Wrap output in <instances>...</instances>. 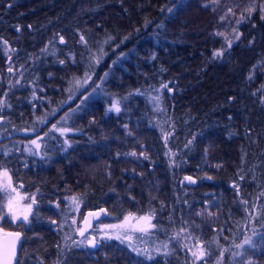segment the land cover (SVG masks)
<instances>
[{
	"label": "trees",
	"instance_id": "16d2710c",
	"mask_svg": "<svg viewBox=\"0 0 264 264\" xmlns=\"http://www.w3.org/2000/svg\"><path fill=\"white\" fill-rule=\"evenodd\" d=\"M7 55L12 110L46 116L45 240L84 237L75 197L152 215L137 252L109 240L91 264H264V0H0ZM71 109L74 132L49 129Z\"/></svg>",
	"mask_w": 264,
	"mask_h": 264
},
{
	"label": "flooded vegetation",
	"instance_id": "af4514ba",
	"mask_svg": "<svg viewBox=\"0 0 264 264\" xmlns=\"http://www.w3.org/2000/svg\"><path fill=\"white\" fill-rule=\"evenodd\" d=\"M58 42L62 43L63 39L60 37ZM2 51L6 52L4 49ZM1 58H3L2 53ZM9 61L10 57L7 55L2 64L5 70L2 71L3 68H0V172L7 170L12 178V188L18 189L20 193L33 194L35 203H33L28 213L27 221L22 219L15 223L6 221V211H0V264H4L6 260L10 264H17V262L19 264H70L74 258L72 252H75V250L81 251L82 249L88 250V253H90L81 254V256L87 258L84 264H91L93 259L91 251L99 243L93 247L87 244V238L92 226L98 221L106 219L107 214L104 218L98 219L83 235L84 237L76 231L82 238L63 237L57 240H45V200L42 181L44 142L42 138L39 147L34 150V148L30 149L28 141V135L43 133L39 130L42 129L43 122L40 121L41 116L36 115V111L21 110L14 112L12 110V103L7 91L11 84L16 81L12 79L9 73L14 71L13 67L7 65ZM29 114L33 117L30 118ZM28 128H31L32 131L29 133L22 131ZM34 175H36V179L33 178ZM10 192L13 191L11 189L5 191L4 188L0 187V206H3V208L7 203ZM34 214L37 221L33 220ZM53 223L51 222L50 225ZM6 233H20L19 240L15 242L14 257L7 251L14 238L7 236ZM45 241L48 244L47 248H45ZM81 241H85V243L82 244Z\"/></svg>",
	"mask_w": 264,
	"mask_h": 264
},
{
	"label": "rangeland",
	"instance_id": "374dc122",
	"mask_svg": "<svg viewBox=\"0 0 264 264\" xmlns=\"http://www.w3.org/2000/svg\"><path fill=\"white\" fill-rule=\"evenodd\" d=\"M59 41V38L57 39ZM5 51V50H4ZM8 66L13 67V64L9 61ZM14 68V67H13ZM12 75L15 74V69L14 71H10L9 72ZM90 76V73L88 72L85 77L82 79V81L79 83V85L71 91V93L69 94V96L74 93L83 82H85V80ZM16 80V79H14ZM97 90H95L96 92ZM91 95H95L94 92H91L88 94V96L90 97ZM113 105L118 106L115 103V100L112 102ZM115 108V107H113ZM76 109H71L70 111H67V113L65 115H63V118H58L56 122H54L53 124H51L49 126V129H53L56 133H60V134H68L70 132H74L75 130L71 127L68 126L67 123H69L70 121H72L74 113H75ZM46 119V116L44 115V117L42 119H40L41 122H43ZM53 125H55V128L53 127ZM56 129H64L65 131L61 132V131H57ZM24 132H31L32 129L28 128L27 130H22ZM46 132L45 133H34L29 137V143H30V149L37 150V145H39L40 141H42V138L46 136ZM32 141H36V144H33ZM39 147V146H38ZM10 195V196H9ZM9 197H7V203L9 199H12L14 201L17 202L18 205V211H27V205L31 204V207L33 205L32 201L30 198L34 197L33 194H29V193H20L18 191V189H15V192H10L8 194ZM20 197H23V199H20ZM7 203L5 204L3 211H6V221H11V222H18L21 221L17 220L15 218L12 217L11 214H9L7 212ZM67 209L71 212V216L70 218L72 219V221L75 222V220L79 217V223L77 226V231H79L80 229V221L81 218L83 217V214L85 211H82L79 204L77 205V203L71 202L67 204ZM29 213V211H28ZM4 218V217H3ZM127 218V219H126ZM142 218H147V219H142ZM107 226H116V227H107ZM152 227V215L150 213H140V214H136V213H127L123 216H121L119 219H112V218H106V219H102L100 221H98L94 226H92V229L89 232V236L87 238V240L95 238V240L97 241V243H104V242H108L109 240H116V241H124V243H126L130 248L134 249L136 252L138 250L139 247V242H144V240L142 239H137L138 237H142V235L146 234V232L151 229ZM144 229V230H141ZM117 236H119V239H117ZM243 243V242H242ZM247 246V245H245ZM244 246V247H245ZM190 247V246H189ZM198 248H201V245L194 243L192 245V249L190 250L191 253L193 251H196ZM237 252L241 251L238 250ZM238 255H233L231 256L232 259L238 258Z\"/></svg>",
	"mask_w": 264,
	"mask_h": 264
},
{
	"label": "snow or ice",
	"instance_id": "6c2138e0",
	"mask_svg": "<svg viewBox=\"0 0 264 264\" xmlns=\"http://www.w3.org/2000/svg\"><path fill=\"white\" fill-rule=\"evenodd\" d=\"M238 38V37H237ZM61 39H63L61 37ZM231 45V42H229V46ZM215 56H221L223 55V52H215L214 53ZM87 82V80H85V83ZM77 84L80 83L79 80L76 81ZM166 87V85L164 86ZM158 99V98H157ZM113 107H115L116 111H119V107L114 105ZM53 127L55 128V125H53ZM57 131H65L64 129H56ZM33 144H36V141H32ZM39 145H37L38 147ZM186 179H191L190 177H186ZM0 187L4 188L5 191H7L8 189H11V191L15 192V189L12 188V178L11 176L9 175V173L7 172V170H4L3 172H0ZM22 187V186H21ZM20 199H23V197H20ZM32 203H35V199L34 197L30 198ZM73 201L75 203H77L78 205V202L76 201V198L73 197ZM3 210V206H0V211ZM31 210V204L27 205V211H18V205H17V202L12 200V199H9L8 200V203H7V212L9 214L12 215L13 218L17 219V220H20L22 219L23 221H27L28 220V211ZM89 215H93L92 213H90ZM127 219V218H126ZM142 219H147V218H142ZM107 227H116V226H107ZM141 230H144V229H141ZM84 231L85 230H81L80 231V235L83 236L84 235ZM7 236H10V237H13V241L11 243V245L8 247L7 251L10 253L11 256H15V242L17 240H19V237H20V233H6ZM255 235V233H254ZM117 239H119V236H117ZM80 243H85V241H81ZM97 241L95 240V238H92V239H89L87 240V244H90L92 245L93 247H95ZM245 245H248L249 247H255V245L253 244V241L251 238H247L243 241V243L241 244H236L235 245V248L236 249H243ZM223 251H229V249H223L220 253V256L222 257L223 255ZM208 253L205 252L204 248L201 247V248H198L196 251H193L192 252V256L195 260H200L202 259L205 255H207ZM234 256L235 255H240V252H234L232 253ZM4 264H10L9 261H5ZM17 264H19V262H17ZM217 264H221V261H217ZM249 264H252V262L250 261Z\"/></svg>",
	"mask_w": 264,
	"mask_h": 264
},
{
	"label": "water",
	"instance_id": "95a60500",
	"mask_svg": "<svg viewBox=\"0 0 264 264\" xmlns=\"http://www.w3.org/2000/svg\"><path fill=\"white\" fill-rule=\"evenodd\" d=\"M90 213L93 215H89ZM106 214L107 209L105 206L87 209L83 214L78 234L80 235L81 230H85V234L98 219L104 218Z\"/></svg>",
	"mask_w": 264,
	"mask_h": 264
},
{
	"label": "bare ground",
	"instance_id": "6f19581e",
	"mask_svg": "<svg viewBox=\"0 0 264 264\" xmlns=\"http://www.w3.org/2000/svg\"><path fill=\"white\" fill-rule=\"evenodd\" d=\"M97 244V243H96Z\"/></svg>",
	"mask_w": 264,
	"mask_h": 264
}]
</instances>
